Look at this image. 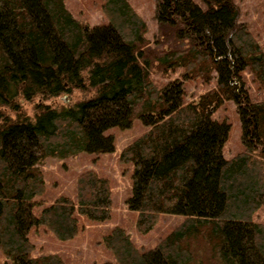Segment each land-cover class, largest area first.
<instances>
[{
	"label": "trees",
	"instance_id": "16d2710c",
	"mask_svg": "<svg viewBox=\"0 0 264 264\" xmlns=\"http://www.w3.org/2000/svg\"><path fill=\"white\" fill-rule=\"evenodd\" d=\"M153 2L151 45L128 0H102L106 23L94 26L63 0H0V253L9 264H66L57 253L33 255L29 230L69 240L80 215L110 217V181L93 169L76 176L73 196L60 194L34 214L45 190L40 163L110 152L105 131L135 118L147 129L118 156L133 165L125 201L134 226L147 233L161 213L182 220L148 251L113 226L101 241L115 261L101 264H264V223L251 219L264 203V97L251 99L244 77L264 96V50L233 0ZM153 69L176 76L158 87ZM187 80L213 84L184 102ZM75 90L84 96L70 104L45 102ZM19 99L33 102L32 115ZM227 100L243 148L224 158L229 123L212 114Z\"/></svg>",
	"mask_w": 264,
	"mask_h": 264
},
{
	"label": "rangeland",
	"instance_id": "374dc122",
	"mask_svg": "<svg viewBox=\"0 0 264 264\" xmlns=\"http://www.w3.org/2000/svg\"><path fill=\"white\" fill-rule=\"evenodd\" d=\"M65 7L72 16L82 24L89 26L106 23V18L102 13V0H63ZM135 12L146 22V38L150 44L156 33V23L153 17V0H128ZM238 7V21L248 26V29L264 50V0H233ZM176 76L170 74L169 78ZM152 81L156 86H162L169 78L163 77L154 69L150 73ZM244 77L251 99H262L263 93L259 90L256 82L251 79L250 74L245 71ZM212 82L203 83L197 81H184L183 101L195 100L198 94L210 86ZM84 94L77 90L70 95H60L45 100L51 106L60 103L70 104L83 97ZM33 101L39 102L36 97ZM20 104L26 113L32 115L33 102L19 99ZM5 112L13 116V113L5 109ZM212 117L217 120L225 119L229 123L228 137L222 146V155L229 158L242 150L241 127L235 105L232 100L225 101ZM147 129L139 118H135L130 127H111L105 134L113 136V150L110 152L93 154L80 152L75 156L65 159L56 157H46L40 163V168L45 181V190L41 195L35 196L40 204L32 209L34 214L40 210V206L50 203L60 194L73 196L75 192V178L86 169H93L101 176L109 179L112 193V208L110 217L104 221H92L85 216H79V232L69 240H58L44 227H33L28 232V237L34 244L32 254L57 253L66 264H101L105 261H115L113 254L103 245L102 235L108 233L110 229L117 225L125 229L132 242L138 250L148 251L153 249L157 241L170 232L181 220L182 216L170 213H161L157 222L147 233H139L135 226L136 212L130 210L126 205V198L130 195L132 163H124L118 160L122 147L132 139L140 135ZM251 219L264 223V203L252 214ZM0 264H9L0 253Z\"/></svg>",
	"mask_w": 264,
	"mask_h": 264
}]
</instances>
